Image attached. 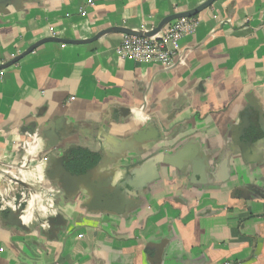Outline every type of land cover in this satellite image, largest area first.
Instances as JSON below:
<instances>
[{
  "label": "crops",
  "instance_id": "crops-1",
  "mask_svg": "<svg viewBox=\"0 0 264 264\" xmlns=\"http://www.w3.org/2000/svg\"><path fill=\"white\" fill-rule=\"evenodd\" d=\"M18 1L0 13V65L44 38L152 30L207 0ZM191 19L169 68L122 53L126 35L117 33L48 43L0 72V264H264V145L238 140L245 116L264 127V0H218ZM149 129L159 140L138 144ZM56 135V153H105L97 178L184 153L158 166L138 204L95 211L47 179L45 146ZM39 164L44 201L25 232L2 216L33 201L36 189L19 177ZM197 166L209 169L205 184L193 180ZM27 192L30 202H17ZM55 215L66 224L50 240V225L37 223Z\"/></svg>",
  "mask_w": 264,
  "mask_h": 264
},
{
  "label": "water",
  "instance_id": "water-1",
  "mask_svg": "<svg viewBox=\"0 0 264 264\" xmlns=\"http://www.w3.org/2000/svg\"><path fill=\"white\" fill-rule=\"evenodd\" d=\"M216 1L218 0H207L205 3L192 10L167 16L152 30H133L126 27H112L100 31L92 38L84 40H69L58 37L44 38L31 45L26 51L14 57L11 61L0 65V72L18 64L26 56L32 54L36 49L48 43L71 45L91 44L109 34L117 33L139 38H154L160 35L172 22L184 18H193L210 8L216 3ZM15 2L19 1L2 0L4 6L0 8V13H5L4 10L10 5L15 7ZM248 112L251 114L250 108L247 109L245 115H248ZM259 120L257 119V121ZM239 125L238 129L240 130L241 135L238 140L240 145H250L257 148L264 145V127L262 124L258 125V122L255 123L254 119L250 121V119L245 116ZM51 133L53 135L55 134L54 132ZM156 134H158L156 130L149 129L145 132L142 131L138 133L134 139L138 144L143 145L148 140H159V135ZM59 139L60 137L58 136L56 141L45 146L46 150H51V155L47 157L49 168L45 175L50 182L55 184L60 191L64 192L71 199H75L80 195L89 197L91 200L90 203H88V207L95 211L100 209L111 211L119 210L122 212V209L124 210L128 206L130 207L133 204H138L140 196H142L149 185L160 179L161 175L158 166L160 164L170 166L173 161L181 158L184 153L182 150L172 158L157 155L156 157L148 159L141 168L130 170L124 177L114 175V178H112V176L104 175L102 178H97V173L101 169H105L108 165V159H105V153L101 156V163L96 169L89 170L85 174H73L65 165L66 158H68V151L70 149L63 151L60 154L52 151L57 148ZM119 154L121 155L120 159L123 158L122 153L120 152ZM208 172L209 169L204 166L193 168V180L200 184H205ZM21 185L26 190L32 192V187L29 185L25 183H21ZM25 211L26 209L22 207L21 203L16 204L14 209L8 210L6 216H2L3 223L22 229L25 232H31L33 230L32 225L24 220ZM44 224L50 225L48 237L50 240H53L58 238L60 230L65 227L66 222L61 215H55L37 223L39 226H44Z\"/></svg>",
  "mask_w": 264,
  "mask_h": 264
},
{
  "label": "built area",
  "instance_id": "built-area-1",
  "mask_svg": "<svg viewBox=\"0 0 264 264\" xmlns=\"http://www.w3.org/2000/svg\"><path fill=\"white\" fill-rule=\"evenodd\" d=\"M195 27L196 22L193 19L184 18L172 22L164 32L154 38L126 36L122 53L140 63H159L169 68L173 66L174 56L179 51L180 40L185 33L192 32ZM12 203L15 201L10 202ZM7 206L8 203L3 202V209Z\"/></svg>",
  "mask_w": 264,
  "mask_h": 264
},
{
  "label": "flooded vegetation",
  "instance_id": "flooded-vegetation-1",
  "mask_svg": "<svg viewBox=\"0 0 264 264\" xmlns=\"http://www.w3.org/2000/svg\"><path fill=\"white\" fill-rule=\"evenodd\" d=\"M71 150L72 149H70L68 151V156H69V152ZM92 152H96V151H92ZM101 156H103V153H101ZM65 165H66V168L69 170L68 158H66V164ZM27 169H32L33 170V175L29 178V180L27 178H25V176H23L24 173H23L22 177H19V178L24 180V181L26 180L28 183H30V185H32L36 189L37 194L34 196V199H33L34 202L33 201L30 202V203L33 202V204L30 205V203H29V205H28V207L26 209L25 216H27L29 218H25V216H24V220L25 219L37 220V218L41 214L42 205H43V201H44L42 195L40 194V188H41L40 185L44 183V178H43L42 172L45 169V164L43 166H41V167H39V165H36L35 167L33 166L32 168L28 166ZM73 174H75V173H73ZM85 198L88 199L87 201L91 200L89 197H85ZM18 201H22V203H26L24 198H22V197H20L17 200V202ZM25 221H27V220H25Z\"/></svg>",
  "mask_w": 264,
  "mask_h": 264
},
{
  "label": "trees",
  "instance_id": "trees-1",
  "mask_svg": "<svg viewBox=\"0 0 264 264\" xmlns=\"http://www.w3.org/2000/svg\"><path fill=\"white\" fill-rule=\"evenodd\" d=\"M101 163V153L74 148L69 152V170L75 174H85L96 169ZM25 204H23V207Z\"/></svg>",
  "mask_w": 264,
  "mask_h": 264
},
{
  "label": "rangeland",
  "instance_id": "rangeland-1",
  "mask_svg": "<svg viewBox=\"0 0 264 264\" xmlns=\"http://www.w3.org/2000/svg\"><path fill=\"white\" fill-rule=\"evenodd\" d=\"M23 197H24V198L26 197V198H25V202L28 201V200H30V197H29V193H28V192H27V194L24 195ZM26 205H27V202H26Z\"/></svg>",
  "mask_w": 264,
  "mask_h": 264
},
{
  "label": "bare ground",
  "instance_id": "bare-ground-1",
  "mask_svg": "<svg viewBox=\"0 0 264 264\" xmlns=\"http://www.w3.org/2000/svg\"><path fill=\"white\" fill-rule=\"evenodd\" d=\"M43 165H44V164H39V167H41V166H43ZM33 202H34V201H33ZM33 202H32V203H30V205H31V204H33Z\"/></svg>",
  "mask_w": 264,
  "mask_h": 264
}]
</instances>
